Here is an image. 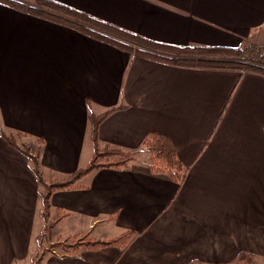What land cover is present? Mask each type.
<instances>
[{
	"label": "crops",
	"instance_id": "1",
	"mask_svg": "<svg viewBox=\"0 0 264 264\" xmlns=\"http://www.w3.org/2000/svg\"><path fill=\"white\" fill-rule=\"evenodd\" d=\"M55 1L159 43L264 48V0ZM109 111L101 146L135 160L53 193L44 218L60 237L136 235L124 250L51 249L39 264H225L242 251L264 264L263 77L157 63L0 3V130L45 178L89 165V115ZM152 132L175 145L183 183L150 171ZM41 191L29 157L0 136V264L27 260Z\"/></svg>",
	"mask_w": 264,
	"mask_h": 264
},
{
	"label": "trees",
	"instance_id": "2",
	"mask_svg": "<svg viewBox=\"0 0 264 264\" xmlns=\"http://www.w3.org/2000/svg\"><path fill=\"white\" fill-rule=\"evenodd\" d=\"M0 3L21 12L35 15L70 28L96 40L105 42L131 55L157 63L192 70H210L234 72L239 75L252 74L264 78V48L256 45H244L237 48L217 46H173L148 40L114 24L97 19L55 0H0ZM112 111L103 115H89L90 138L93 156L86 168L80 169L67 178H45L39 170L38 159L17 145L21 137L8 136L0 130V136L6 143L15 147L31 160L33 172L41 187L43 215L49 214V199L57 191H69L80 188L79 182L96 169L111 168L124 170L135 160L133 152L110 146H101L99 127ZM148 156L150 171L153 174H167L177 183H183L187 169L177 155L175 145L159 133H149L142 144ZM23 150V151H22ZM136 235L125 232L111 240H99L87 236L74 238L71 242L57 243L56 248L65 255H74L81 251H96L106 247L124 250ZM188 264H203L190 261ZM225 264H257L254 255L242 251L234 262Z\"/></svg>",
	"mask_w": 264,
	"mask_h": 264
},
{
	"label": "rangeland",
	"instance_id": "3",
	"mask_svg": "<svg viewBox=\"0 0 264 264\" xmlns=\"http://www.w3.org/2000/svg\"><path fill=\"white\" fill-rule=\"evenodd\" d=\"M57 229L58 228L52 226V223L49 221V219L45 220L43 208L41 205H39L35 218L29 256L27 260L23 262V264H39L40 259L43 258L44 255H47L51 249H57L56 245L53 243H57L59 240L71 242L75 238L73 237L72 239L69 235H67V233H63L60 237L57 233ZM57 250L58 252L62 253L59 249ZM259 262H261V260Z\"/></svg>",
	"mask_w": 264,
	"mask_h": 264
}]
</instances>
